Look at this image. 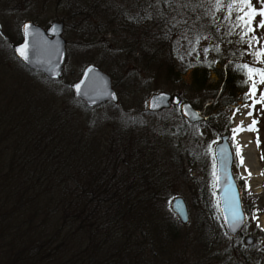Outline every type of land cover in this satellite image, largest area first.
<instances>
[{"label": "trees", "instance_id": "1", "mask_svg": "<svg viewBox=\"0 0 264 264\" xmlns=\"http://www.w3.org/2000/svg\"><path fill=\"white\" fill-rule=\"evenodd\" d=\"M49 2L65 25L75 20L81 49L107 54L127 99L98 112L73 96L67 69L60 81L28 69L12 50L20 27L12 30L4 14L0 51L35 93L6 76L0 83V264H264V250L243 241L256 235L247 221L236 237L225 231L211 188L208 146L227 134L235 152L233 111L251 83L236 65L264 67L233 26L236 11L225 19L229 0L219 11L215 0ZM251 4L259 10V0ZM40 14L32 21L44 23ZM197 33L209 38L195 44ZM141 87L146 96L165 87L205 121L187 123L177 106L147 112ZM198 134L207 139L200 151ZM203 167L207 183L192 194L190 235L170 210L168 175L186 184ZM235 177L248 220L245 181Z\"/></svg>", "mask_w": 264, "mask_h": 264}, {"label": "rangeland", "instance_id": "2", "mask_svg": "<svg viewBox=\"0 0 264 264\" xmlns=\"http://www.w3.org/2000/svg\"><path fill=\"white\" fill-rule=\"evenodd\" d=\"M262 6L264 5H262L261 0H259V9ZM38 12L41 13L40 19H45V22L41 24L42 27H46L52 20L63 19V16H61L63 12L60 9L53 8V5L51 4V2H49V0H35V2L34 0H0V23H2L5 14L8 17V23L12 25V30H14V28H16L17 26L20 27L21 24L26 20H33L31 16ZM65 19H68V17L66 16ZM260 20V16H257L254 19L253 27L255 28V32L253 34L260 38L259 44L264 46V29L257 27ZM67 23V25L64 24L63 37L66 40V58L64 70L67 69L65 71H67L68 77L70 79H73V81L76 80L78 78L79 73L86 65H88L89 63H94L95 65L99 66L103 72L110 75L111 79H113L114 76L118 84L116 87L114 86L118 95V101L119 97L123 101H126L127 96L124 95V88L121 85L120 75L117 74V71H114L113 67L111 66V64L114 63L109 61L107 54L101 51L102 48L99 51L94 48H87L85 50L81 49V47L78 46V37L76 36L77 24L75 20L68 19ZM6 27L7 25L2 26V32H4L5 34H9V31L7 30L8 28ZM102 39L108 41L105 38ZM1 49H3V47ZM7 60L10 61L7 53L0 51V83L6 76L11 82L16 85H19V89L21 91H31L32 94H34L35 92L33 91V89L25 85V83L27 84L29 82V80L27 79L28 77L25 75V73H23L19 68H17L15 63L10 61V64ZM138 78L143 79V76H138ZM183 79L186 81L187 74L184 75ZM258 79L259 78L257 77V80ZM141 90L142 96H139V99H145V101L143 99V107L146 108V99L150 94V91L148 92L149 94L146 96V88L141 87ZM157 91H167L171 93V91L165 89V87ZM261 91H264V85L258 84L256 99L259 98V93ZM251 103L252 99L249 98L248 100H246L245 103L238 105L235 108V110L239 109V111L234 110L235 115H233L232 127L234 129L242 125L244 130L238 131L235 134L234 138V134L232 133L235 152L237 153V146H239L240 149V155L238 156L236 154L237 164L236 166L234 165L233 170L235 173H238L240 176L244 177V181L245 183L247 182L248 185V187L246 188V196L244 200L250 212V216L247 220V231H254L256 234L248 235L252 236L253 242L256 245V250H264V159H262V157H264V106L260 104L255 105L254 108L243 106L245 104L251 105ZM102 110L103 106L100 105L98 112H101ZM249 111L252 112L251 116L247 114ZM253 119L257 121L254 127L258 131L247 130L248 126L252 124ZM197 137L199 138L197 147L198 151H200L201 147L205 145L207 139L204 135L201 134H198ZM257 137H259V145H257ZM217 140L218 138L213 141V144L217 142ZM241 158L243 159L242 165L240 164ZM245 169H247V171H245ZM249 173H251L250 176ZM192 175L195 178L194 181L191 180ZM191 176H189L188 178H186V180L183 181L187 184L186 185L182 184L181 182L177 183V178L173 176L172 171L170 172V175H168V178H170L174 183L171 187L170 200L175 196H181L187 204L189 221L185 224L181 223L179 220L178 221L184 226V231L188 232V234L190 235L192 234L190 231L194 223L193 216H195L196 214V208L191 207L193 204L192 194L194 190L196 193L197 191H199L200 194L199 187L206 180V168L203 167V170H197L196 172H192ZM183 177L184 176H182V178ZM205 183H207V181ZM212 184L213 182L211 179V188ZM160 205L163 206V202H161ZM254 214L256 216V219L252 218ZM257 224H259V227H257ZM187 225L188 228L186 227Z\"/></svg>", "mask_w": 264, "mask_h": 264}, {"label": "water", "instance_id": "3", "mask_svg": "<svg viewBox=\"0 0 264 264\" xmlns=\"http://www.w3.org/2000/svg\"><path fill=\"white\" fill-rule=\"evenodd\" d=\"M24 24H30L32 26V28L30 29L31 31L38 30L48 41V44L46 45L47 51H44L40 54L39 60H37V58L34 56L32 63L24 62L14 51L16 47L20 46L24 42ZM63 28L64 23L62 21H52L45 28L32 21H25L20 27L21 41L14 44L12 46V49L17 58L29 69L42 73L48 79L56 81L60 80L62 78L63 66L66 57V40L63 37ZM53 29H55V31H53ZM53 67H55V74L49 71V69ZM89 69H92V71L88 72ZM86 72H88L87 77L85 76ZM81 80H84L85 83L81 84V93L78 94L74 86L76 84H79ZM71 89L74 97L84 102L85 106L88 108H94L106 102H111L113 104H116L118 102V96L112 86L110 76L94 64L87 65L84 68L79 79L71 85ZM153 104H155V106H153ZM176 105L179 106L181 115L188 123L195 124L205 120L204 115H202L199 110L194 108L189 101L181 102L180 98L176 94H171L167 91H158L151 93L146 100V109L149 113H156ZM191 113L199 114L200 118L193 119ZM212 150V156L213 154L215 155V162L218 169L221 167V161L223 160V170L229 172L233 177L234 183L236 185V191L239 192L240 203L243 209L240 188L233 173L234 153L228 140V135H222L219 140L214 143V145L212 146ZM224 184L225 182L222 180L219 184H217L215 189L213 188V192H215L216 200L221 201L220 210L218 211L223 226L226 232L231 237H235L238 233L241 232L243 226L246 223V214L244 213L245 220L243 224L237 229L236 232H232L229 229L228 225L225 223L222 215V209L224 207L223 200L225 198ZM170 208L181 223L185 224L188 222L189 215L187 204L181 196H175L172 198V200L170 201ZM245 243L246 245H252V236H246Z\"/></svg>", "mask_w": 264, "mask_h": 264}, {"label": "snow or ice", "instance_id": "4", "mask_svg": "<svg viewBox=\"0 0 264 264\" xmlns=\"http://www.w3.org/2000/svg\"><path fill=\"white\" fill-rule=\"evenodd\" d=\"M261 4L264 5V0H261ZM214 7L216 8V10L219 11L222 7V0H215ZM226 8L228 15L225 16V19L226 20L231 19V14L233 13V11H236L237 15L235 17V23L233 26L240 28L242 33L241 40L247 43L249 49H253L255 47V50L249 52L248 54L254 58L255 62L264 63V46H260L259 44L260 38L254 34L251 36L248 35L249 33L255 32V28L253 27V21L257 16L261 17V20L259 21L257 27L264 29V6H262L259 10H257L255 7L252 6L251 0H229V2H227L226 4ZM31 28L32 26L30 24L23 25L24 42L20 46L14 49V51L19 55V57L26 63H32L34 56L37 58V60H39L40 54L44 51H47L46 45L48 44V41L42 36V34L38 30L31 31L30 30ZM53 31H55V29H53ZM229 34H231V31L229 32ZM184 38L187 39L186 36ZM207 38L209 37H204L201 33H197L194 43L199 44L201 39H207ZM189 43H193V41H189ZM215 50L219 52V46H215ZM192 51H195L194 47L189 52V55H191ZM203 51L205 54H207L209 52V48L205 47ZM236 70L244 74L245 83H248L249 81L251 82L249 86V91L245 93V100L251 98L252 103L251 105L245 104L243 106L251 107V108H254L255 105L257 104L264 106V91H261L259 93V98L256 99L257 85L258 84L264 85V69L259 67H254L247 63H242L236 65ZM49 71L55 74V67L49 69ZM91 71L92 69L88 70V72ZM88 72L85 73L86 77L88 75ZM257 77L259 78L258 80ZM83 83H85V81L81 80L79 84H76L74 86L78 94L81 93V84ZM153 106H155V104H153ZM235 111H239V109H236ZM235 111L233 115H235ZM247 114L251 116L252 112L249 111ZM191 116L193 119L200 118L199 114L197 113H191ZM256 123L257 121L253 119L252 124L248 126L247 130L258 131L254 127ZM243 130L244 129L242 125L232 129L234 134L233 138L235 137V134L238 131H243ZM257 145H259V137H257ZM212 152H213L212 146L209 145L208 153H212ZM236 154L238 156L240 155L239 146H237ZM262 159H264V157H262ZM215 161L216 158L215 155L213 154V165H212V173H211L213 180L212 187L215 189L217 184H219L222 180L225 182L224 184L225 198L223 200L224 207L222 209V215L229 229L232 232H236L237 229L243 224L245 220V214L242 209V205L240 203V195L239 192L236 191V185L234 183V179L231 176V174L223 170V160L221 161V167L219 169ZM240 164L241 165L243 164L242 158L240 160ZM245 171H247V169H245ZM250 175L251 173H249V176ZM238 178L244 179V177L242 176ZM245 187L246 188L248 187L247 182L245 183ZM213 195H215V192H213ZM220 204L221 201L217 200L215 206L217 207L218 210H220ZM252 218L256 219L255 214L253 215ZM257 227H259V224H257ZM225 235H227V233Z\"/></svg>", "mask_w": 264, "mask_h": 264}]
</instances>
